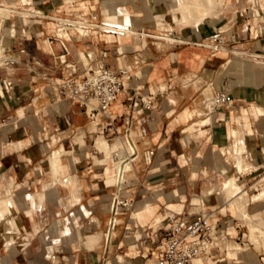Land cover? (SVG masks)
<instances>
[{"label": "crops", "instance_id": "obj_1", "mask_svg": "<svg viewBox=\"0 0 264 264\" xmlns=\"http://www.w3.org/2000/svg\"><path fill=\"white\" fill-rule=\"evenodd\" d=\"M189 1L0 0V6L14 11L0 13V37L6 57L15 61L7 69L0 68V80L12 83L0 97V202H7L9 211V216L5 214L9 227L0 220V264H101L106 258L120 263L119 255L114 259L116 253L123 247L138 246L131 245L140 241L137 237L147 231L149 220L156 218L153 226L160 223L163 198L158 197L168 184L172 191L169 198L181 201L169 203L165 212L186 209L191 184L210 167L202 162V171L192 172L191 152L221 146L218 153H225L224 143L235 129L226 123L230 117L222 111L226 109L189 125L191 113L203 108L204 99L220 90H229L236 100L244 82L264 76L263 63L244 60H264V25L257 17L264 13V0H218L225 10L217 9L203 20L197 14L199 22L192 18L194 14L181 10ZM80 14L99 25H129L134 32L132 40L121 42L126 33L118 37L107 34L110 41L101 46V53L85 59L73 44L78 43L75 35L79 34L68 32L64 35L68 39L66 51L63 40L54 36L51 19ZM219 30L226 33V52L214 53L200 45ZM258 64L261 72L254 67ZM70 65L132 70L130 88L113 104L116 113L128 96L156 93L155 108L134 122L138 149L134 169L137 166L138 175L128 177L132 206L118 218L117 250L112 255L104 247L115 171L110 154H100L97 142L91 141L94 127L82 107L57 84L68 78ZM261 121L258 137L264 144V118ZM206 125H211L209 131ZM190 129L201 137L208 132L210 137L204 143L186 142ZM56 152L59 158L54 167L50 157ZM218 169L223 175L232 171L227 161ZM150 199L158 202L156 207L148 204ZM194 200L201 204L199 198ZM227 209L236 210L227 203L220 212ZM228 223L225 218L220 221L225 228ZM131 231L137 235L133 237ZM6 235L12 236L9 244ZM148 235L143 234L142 239ZM143 261L139 256L124 259L125 264ZM194 264L205 263L196 260Z\"/></svg>", "mask_w": 264, "mask_h": 264}, {"label": "built area", "instance_id": "obj_2", "mask_svg": "<svg viewBox=\"0 0 264 264\" xmlns=\"http://www.w3.org/2000/svg\"><path fill=\"white\" fill-rule=\"evenodd\" d=\"M14 11L5 6H0V13L10 14ZM264 25V13L257 16ZM55 37L63 40V47L67 51L65 43L68 39L65 34L76 32L80 36H117L125 33L133 34L129 25L107 24L99 25L88 20L86 14H80L73 18L51 19ZM1 29V25H0ZM81 31L84 32L82 35ZM69 32V33H68ZM64 36V37H63ZM109 39V38H108ZM101 41H103L101 39ZM110 41V40H108ZM108 41L106 43H108ZM206 43L200 44L214 53L226 52L227 38L223 30L214 32L208 36ZM61 62L66 64V60ZM15 61L6 57V49L3 48V38L0 37V68L7 69ZM71 69L68 78L60 83L65 92L76 104L80 105L93 125L91 141L97 142L99 138L107 143L115 138L120 140L121 146L110 148L111 163L117 173V180L112 184L114 195L110 202V219L105 234V250L109 253L114 232L117 230L118 218L124 210L132 206V200L128 197L127 190L131 187L128 178L124 179L125 168L131 164L135 166L138 149L136 135L134 134V122L145 111L152 110L156 106V93L150 91L148 95L128 96L125 101L119 103L118 113L113 111V104L117 103L120 95L130 88L133 79L132 70L119 68L113 70L105 65L67 66ZM12 83L8 80H0V92L2 88L9 90ZM2 97V94H0ZM235 97L229 90H220L215 95L204 99V110L209 116L213 112L233 106ZM122 120V125L120 121ZM100 154L104 151L96 147ZM153 152H150V156ZM178 211V212H177ZM172 211L168 217L169 228L163 235L161 245L153 251V241H148V254L153 256L150 264H194L196 260L214 259V253L218 249L220 223L214 220L213 210H202L198 213L186 214L181 210ZM143 259L147 255L142 254ZM107 258L101 264H108ZM219 262L216 261V263Z\"/></svg>", "mask_w": 264, "mask_h": 264}, {"label": "rangeland", "instance_id": "obj_3", "mask_svg": "<svg viewBox=\"0 0 264 264\" xmlns=\"http://www.w3.org/2000/svg\"><path fill=\"white\" fill-rule=\"evenodd\" d=\"M216 9L221 11L225 10L224 7L220 8L219 6ZM227 10H230V7H227ZM57 17L63 18L60 16ZM52 26L54 25L52 24ZM81 33L84 32L81 31ZM101 39L103 41H101ZM75 40H77L78 43H73V44H75L78 48L82 50L83 53L82 56L85 59H87L88 58L87 56L101 53V49H100L101 46L102 45L106 46L107 44L106 42L110 39H108L106 36H102L100 38L99 36L75 35ZM131 40H132V36L130 33H126L124 36L121 37L122 43H128ZM250 59L254 60V64L257 63V61H259V63L264 64V60L262 59H255L248 57L247 59L244 60L249 63H252V61L250 62ZM254 67L256 71L261 72L262 70L261 64L254 65ZM243 85L244 87L241 88L242 93L239 96H237L233 106L230 107L228 110H222V111H226L230 116L226 120V123H232L233 127L235 128L232 129L231 131L233 137L226 139L224 143L225 153H223V151L218 153L219 150L221 149V146L219 149L213 151L194 150L191 152L190 154V156H192L191 161L193 162V164H195L193 167H191L192 172H198V171L201 172L203 169L202 162L210 163V167L209 170H205V175L201 174L199 176L198 182L191 184L192 196L191 199L187 201L185 207L186 209H182V208L178 209L181 210V212L183 213L193 214V213H198L204 209L212 210V208L214 207L216 208V210L214 211V220H218L219 223L224 218L229 220L227 228L220 226L218 249L214 253L215 258L212 260H208V262H205L203 260L205 264H264V248L260 243L259 244L254 243L252 240H250L251 232H249L250 230L247 221L243 218H240L241 216L239 215L237 210L231 209L229 211L227 209L226 213L220 212L221 208L223 206H226L227 203H229L227 196L221 193L222 191L220 192V189L223 188L225 182H227L232 178L233 179L235 178L236 183L238 185L237 192L242 189H245L249 193V198L251 199L248 201V205H247V211L249 215L255 220L262 218L264 219V212H263L264 199H259L255 201L253 200L254 195L255 194L259 195V193L262 192L261 189L264 187L263 185L264 183L263 181H261V179L264 177V144L263 141L258 137V135L260 134V130L258 128V122H260L264 118V110H263L264 109V76H261V79L255 82L247 80L246 82L243 83ZM2 91L4 95L6 94V92H8V90H5L4 88H2ZM256 110L258 111L255 112ZM198 114L200 116L198 118L195 117ZM191 116L193 120L189 122V125H192L195 122H201L210 117V115L207 116L204 107L196 110L195 113H191ZM256 116H260V118L258 119ZM210 127L211 125H206L208 131ZM250 129H252L254 132L255 135L254 140H251L250 138V136H253L251 131L249 132ZM206 136L201 137L198 135V132L190 129L188 131V134L184 138H186V142L193 141L197 143H204L206 142V140H208V137H210V135H208V132ZM100 139L102 138H99V140ZM108 143L117 144V146H121L120 140L116 138L112 141H108ZM237 150L239 151V153ZM106 152L108 154H111L110 153L111 151L105 150V153ZM236 157L239 160H243L245 163L250 164L252 166L251 170L239 172L236 167L238 161ZM224 161H227L229 165L232 167V171L230 175H223L219 173L218 167ZM136 171H137V166L135 167L134 171L129 173V178L138 175V172L136 173ZM169 185L170 184H168L165 193L160 197H158V200H160L161 197L163 198L162 201L160 200L161 204H163V206H161V209H159V212L163 215L162 216L159 213L161 215L160 223H158V225L156 226H153L151 223L153 221L155 222L156 218H153L151 221L149 220L150 222L149 226L151 227L147 226V231H145L144 233L141 232L140 233L141 235L139 234L137 237L138 239H140V241L136 242V244L131 245V246L133 245H138V246H136L134 249L129 248V246L123 247L122 250H119V252L116 253L114 257V259H116V256L119 255L120 258H118V260L120 261V263H118L116 260L113 261L112 260L113 258H110L107 260L108 264H125L124 259L126 256H130V258L131 256H139L140 258L142 254L147 255V258H144V261L141 264H150L152 262L153 256L148 254V241L152 240L154 242L153 251L157 246L161 245L163 240L162 239L163 235L169 228L168 217L172 211H177L175 209H172L165 212L164 208L168 206L169 203L171 202L181 201V200H177V198H171V199L169 198L172 192L170 190L171 187ZM218 196H221V198L219 199ZM195 197L201 200L200 205H198L199 201L197 200L193 201ZM135 202L137 204L138 199H136ZM148 204L152 205V207H156L158 202H155V200L150 199L148 200ZM167 215L168 217L167 219H165ZM118 229L119 228L117 225V230L114 232L112 238L113 243L109 248V253L111 255L112 252L114 253L117 250V247L114 246V244ZM143 234H149V235L146 236V239H142ZM131 235L135 237V235H137V232L136 231L132 232ZM218 260L219 262L216 263V261Z\"/></svg>", "mask_w": 264, "mask_h": 264}, {"label": "bare ground", "instance_id": "obj_4", "mask_svg": "<svg viewBox=\"0 0 264 264\" xmlns=\"http://www.w3.org/2000/svg\"><path fill=\"white\" fill-rule=\"evenodd\" d=\"M207 4H210V6L208 7ZM219 2L218 0H192V1H189V2H186L184 3V6L181 7V10L185 11L186 13L190 12L192 15H196V16H192V18L194 19H197L196 17L197 14H199L201 17H198V19H202L203 17L205 16H208V15H212L215 11V9L219 6ZM217 10V9H216ZM190 15V14H188ZM191 16V15H190ZM197 19V22H199ZM203 20V19H202ZM202 22V21H201ZM105 23V22H104ZM103 23V24H104ZM112 24V23H111ZM130 33V32H129ZM84 33H82L83 35ZM121 34V33H120ZM173 40V39H172ZM62 58L64 59V57L62 56ZM0 94H2V96L4 95L3 91L2 93L0 92ZM263 122L260 121V125L262 126ZM235 132V131H234ZM243 133V132H241ZM240 134V132H239ZM136 135V134H135ZM236 136V135H235ZM241 136V135H240ZM243 136V135H242ZM251 138H253V136H251ZM235 139V138H234ZM239 140V139H237ZM118 141V140H117ZM241 141V140H240ZM238 142V141H237ZM242 144V142H241ZM97 145H98V148L102 151H105V150H108L110 151V148H111V145L109 143H107L104 139H98L97 140ZM239 145V144H238ZM235 146V145H234ZM112 147L116 148L117 147V144H113ZM238 151V150H237ZM107 153V152H106ZM239 153V151H238ZM108 154V153H107ZM238 155V154H237ZM236 155V156H237ZM242 157V156H241ZM59 158V153H54L51 157H50V161L51 163L53 164V166L55 167V164L57 162ZM237 158V157H236ZM238 159V158H237ZM236 167L238 169L239 172H244L246 170H251L252 166L248 163H245L243 160H239L237 161V164H236ZM56 169V168H55ZM134 171V166H132L131 164L127 165L126 168H125V175L124 176V179L125 178H128L129 177V173ZM237 171V172H238ZM238 172V173H239ZM56 175V174H55ZM238 175V174H237ZM117 180V173L115 171V182ZM261 181H263L264 183V177L261 179ZM264 185V184H263ZM237 188H238V185L236 183V179L232 178L230 180H228L227 182H225L223 188L221 189L222 193L227 196L228 198V202H229V205H234L236 210L239 212V215L241 216L240 218H243L247 221L248 223V226H249V232H251V238L250 240H252L254 243H260L263 248H264V219H258V220H255L253 219L248 211H247V205H248V201L251 200L249 198V193L247 190L245 189H242L240 191L237 192ZM262 192L259 193V195H254L253 197V200H259V199H264V187L261 189ZM35 196V195H34ZM33 196V197H34ZM39 196V195H38ZM37 196V199L39 198ZM41 196V195H40ZM36 197V196H35ZM32 198V196H31ZM41 199V197H40ZM39 200V199H38ZM43 200V199H42ZM5 201V200H3ZM41 202V201H40ZM7 203V202H6ZM4 202H0V220L3 221L5 223V214L8 215L7 213L9 211H7V208H8V204H6ZM7 211V213H6ZM264 212V211H263ZM9 216V215H8ZM8 218V217H7ZM10 218L13 219V217L11 216ZM12 219H9V220H6L7 222L8 221H11ZM16 218L14 217V220ZM18 219V218H17ZM19 220V219H18ZM2 222V223H3ZM2 224L3 226L6 224ZM16 223V222H15ZM11 224V222H10ZM8 225V223L6 224ZM9 227V225H8ZM22 227V226H21ZM7 229V227H6ZM19 231V229L17 230ZM12 232V231H11ZM15 233V232H14ZM19 233V232H18ZM17 233V234H18ZM20 235V234H19ZM22 237V236H21ZM93 237H96V236H93ZM6 239V241L9 243L12 242V236L11 235H6L4 237ZM224 239V238H223ZM221 243V242H220ZM227 246V245H226ZM233 246V245H232ZM231 246V247H232ZM257 246V245H256ZM220 248V247H219ZM234 248V247H233ZM236 248V246H235ZM234 248V249H235ZM243 249V248H242ZM236 250V249H235ZM238 250V249H237ZM240 250V248H239ZM238 250V251H239ZM230 251V249H229ZM237 252V251H236Z\"/></svg>", "mask_w": 264, "mask_h": 264}]
</instances>
